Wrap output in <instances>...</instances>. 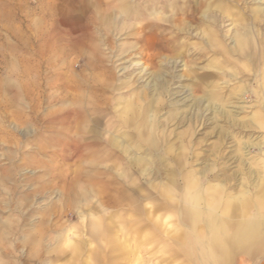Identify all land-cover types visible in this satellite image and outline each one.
<instances>
[{
  "label": "rangeland",
  "instance_id": "374dc122",
  "mask_svg": "<svg viewBox=\"0 0 264 264\" xmlns=\"http://www.w3.org/2000/svg\"><path fill=\"white\" fill-rule=\"evenodd\" d=\"M263 179L264 0H0V264H264Z\"/></svg>",
  "mask_w": 264,
  "mask_h": 264
},
{
  "label": "bare ground",
  "instance_id": "6f19581e",
  "mask_svg": "<svg viewBox=\"0 0 264 264\" xmlns=\"http://www.w3.org/2000/svg\"><path fill=\"white\" fill-rule=\"evenodd\" d=\"M190 4V3H189ZM123 11V10H122ZM258 12H260V11H258ZM256 13V12H255ZM262 13V12H261ZM172 16V15H171ZM170 16V17H171ZM214 82V81H213ZM223 113H224V110H223ZM111 141L113 142V144H115L117 147H120V145L122 144V142H121V139L119 138V137H112V139H111ZM65 155V154H64ZM143 158L144 157H140L139 158V160H138V164H141V163H143ZM140 160H142V162L140 161ZM116 169V168H115ZM255 169V168H254ZM118 171L119 170H117V173H118ZM260 171V170H259ZM121 173H122V171H121ZM120 175V174H119ZM86 177L87 178H89V176H87L86 175ZM91 177V176H90ZM125 177V176H124ZM192 177V176H191ZM120 178H122L121 176H120ZM127 178V177H126ZM129 179V178H128ZM194 179V178H193ZM193 179H192V181H193ZM189 180V179H188ZM124 181H125V179H124ZM107 182H111V179H110V181L108 180ZM128 182H129V184L131 185V187L128 189V191H125V190H121V189H118V188H116L115 186H113V185H111V184H108L107 185V183H105V185L103 184V185H101V187H98V191H96L97 192V196H99L100 197V199L101 200H103V201H106V200H108V199H106L105 197H106V195L107 194H111L112 192H116V195H121V197H123V198H128V202H130L131 204H134L133 206H135L134 207V209H135V211L137 210V211H139V215H140V218H142V219H144L145 220V218H147V220L148 221H150V222H152V220H153V218H154V216L151 214V212H152V210H150L149 211V214L148 213H146V211H144V209H141V205H140V199H141V195H139V193L138 192H140V190L137 192V191H135L134 189H133V187L134 186H137L138 187V185L136 184V182H134V180L133 179H129L128 180ZM188 183V182H187ZM77 184V183H76ZM82 189H79V190H82L81 192H79V195H78V204L80 203V202H82L83 200H87V197L89 196V195H92V191L93 192H95V190L94 189H92V190H89V189H87V188H85L84 186H82V185H79ZM89 186V185H88ZM220 186V185H219ZM79 187V188H80ZM192 187V186H191ZM193 188V187H192ZM77 189V188H76ZM191 189V188H190ZM78 190V189H77ZM142 190V189H141ZM70 191V190H69ZM142 192H143V190H142ZM186 193V192H185ZM70 194V193H69ZM74 194V193H73ZM77 194V193H76ZM71 195V194H70ZM119 195V196H120ZM145 196H146V194H145ZM209 196V195H208ZM73 197V196H72ZM186 197V196H185ZM188 197V196H187ZM213 197V196H212ZM72 199H74V198H72ZM113 200V199H115V195H113V196H111L110 195V200ZM208 199V198H207ZM101 200H98V199H96V202H97V204H95V206H102V207H104V204H103V202L101 201ZM188 200V199H187ZM72 201V200H71ZM139 201V202H138ZM76 202V201H75ZM189 202V201H188ZM200 203V202H199ZM204 203V202H203ZM127 206V205H126ZM132 208V207H131ZM115 209V208H114ZM104 210H105V208H104ZM110 210V209H109ZM108 210V211H109ZM84 217V216H83ZM108 219V216L107 217H105V215H103V214H99V213H97V214H93V215H91L90 216V218L88 219V221H89V225H91V226H89V230H90V232L94 235V237H96L98 240H99V242H100V246L102 245V252L101 251H98V254H99V256H102L103 254H104V252H106V254L107 253H111L112 254V257L114 256V257H116L117 255H123V254H125V251H124V246H123V243H117V239H116V237H120V233H121V235L123 234L124 236H126V235H128V234H130V235H133L134 233H132L133 231H135L136 233V235L137 234H140V231H141V229L143 228V225H141V222H140V220L138 219V221H139V224H138V221H136L135 219H134V221L135 222H133V220L131 219L130 221H127L126 219H124V221L122 220H120V222H119V224H120V228H118V227H114V225L112 224V223H110V222H112V221H108L107 220ZM189 220H190V223L192 224V223H195L196 221H195V216L191 213L190 215H189ZM250 220V219H249ZM115 221V220H114ZM146 221V220H145ZM128 222H129V225L130 224H132V225H135V223H137L138 224V226H137V228H132L131 229V227H132V225H128ZM163 222V221H162ZM114 223V222H113ZM153 223V222H152ZM136 224V225H137ZM215 226V224H213V222L212 223H210V226L213 228H211L212 229V231H213V235L214 236H212V237H215V236H217L218 234H216L215 232H214V229L216 228H214V226ZM240 231V230H239ZM189 234V233H188ZM115 235H116V237H115ZM190 235V234H189ZM172 238H174V237H172ZM125 239V238H124ZM127 239V238H126ZM186 239V238H185ZM213 239V238H212ZM169 240V239H168ZM136 241V240H135ZM181 241V240H180ZM184 243V242H183ZM134 246H136L135 244H134ZM192 246V245H191ZM138 247V246H137ZM75 251L77 250V247L74 249ZM67 251V250H66ZM78 251V250H77ZM186 252V251H185ZM52 261V260H51ZM54 261V260H53ZM76 264V263H75Z\"/></svg>",
  "mask_w": 264,
  "mask_h": 264
},
{
  "label": "crops",
  "instance_id": "0c3cea01",
  "mask_svg": "<svg viewBox=\"0 0 264 264\" xmlns=\"http://www.w3.org/2000/svg\"><path fill=\"white\" fill-rule=\"evenodd\" d=\"M259 186V190H260V193L262 194V199H261V203L264 205V179L263 180H261V182H260V184L258 185ZM216 217V216H215ZM213 215H211V214H209V215H207V216H205V217H203L208 223H209V226H210V223H212L213 222V224H215V226H214V232L216 233V234H218L217 236H219V233H220V224L218 225V220H217V218H215ZM195 221H198L197 219H196V217H195ZM212 228V227H211ZM210 228V233H212L213 234V231H212V229ZM211 236V235H210ZM217 236H215V237H217ZM211 238H212V236H211ZM213 240V239H212ZM173 255H174V253H173ZM62 260L60 259L59 261H57V262H61Z\"/></svg>",
  "mask_w": 264,
  "mask_h": 264
}]
</instances>
